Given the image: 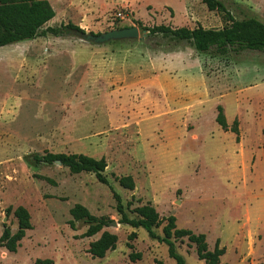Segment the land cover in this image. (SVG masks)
<instances>
[{
  "label": "rangeland",
  "instance_id": "1",
  "mask_svg": "<svg viewBox=\"0 0 264 264\" xmlns=\"http://www.w3.org/2000/svg\"><path fill=\"white\" fill-rule=\"evenodd\" d=\"M48 1L55 17L45 27L98 35L135 26L146 37L95 45L71 32L0 48V236L17 229L9 207H25L33 227L15 253L0 249V264H175L165 244L119 224L113 193L130 210L150 203L160 218L173 215L210 251L219 241V264H264V53H198L142 31L229 25L201 0ZM220 1L235 19L264 23V0ZM217 106L229 129L238 122L239 142L215 122ZM45 153L104 158L108 184L33 161ZM123 176L134 190L120 186ZM76 204L116 223L103 230L118 238L103 259L87 253L101 233L82 239L86 225L69 226ZM176 249L186 264H204L186 238Z\"/></svg>",
  "mask_w": 264,
  "mask_h": 264
},
{
  "label": "trees",
  "instance_id": "2",
  "mask_svg": "<svg viewBox=\"0 0 264 264\" xmlns=\"http://www.w3.org/2000/svg\"><path fill=\"white\" fill-rule=\"evenodd\" d=\"M209 11L223 13L229 25L222 29H205L197 26L193 29L181 27L173 28L167 25H159L152 28L143 27V32H148L149 36H161L171 43H187L198 53H208L214 51L224 55L228 51H256L264 53V23L256 18L243 20L235 19L226 9L220 0H201ZM55 17V11L48 0H0V48L32 41L38 37L51 35L54 37H65L71 32H83L78 26L71 23L63 24L59 27H45ZM215 122L223 131H230L236 135L239 142L238 122L235 120L229 129L223 108L217 106ZM33 161L37 164H53L60 161L70 174L91 173L94 174L98 182L107 185L108 180L104 175L107 163L104 158L95 159L84 154H64L45 153L35 155ZM118 182L123 189L134 190L135 183L131 176L119 177ZM116 201V211L119 215V224L130 226L133 229H144L151 240L167 246L169 258L175 264H186L182 255L177 252L176 242L184 238L195 247L198 260L204 264H219L220 258L225 254V248L219 247V241L215 243L214 249L210 251L204 234H195L191 230L177 229L176 218L173 215L166 219L160 218L157 210L147 203L130 210L131 203L123 206L120 196L113 193ZM12 212L17 221V229L13 232L9 227H5L0 236V249L15 253L25 238L26 233L32 230L31 216L23 206L15 209L8 208L6 213ZM133 214V217L129 216ZM69 214L71 220L69 226L76 230L75 223L81 221L86 225L85 232L80 238H91L101 233L100 237L89 244L87 253L91 258L103 259L106 254L116 249L118 238L115 234L103 231L111 221L106 216L97 217L92 215L83 205H74ZM162 235H158V229L163 223ZM137 237L135 232L128 235V240L133 241ZM129 249H133L131 243H127ZM131 260L140 258V254L129 255ZM34 264H54L51 259H36Z\"/></svg>",
  "mask_w": 264,
  "mask_h": 264
},
{
  "label": "water",
  "instance_id": "3",
  "mask_svg": "<svg viewBox=\"0 0 264 264\" xmlns=\"http://www.w3.org/2000/svg\"><path fill=\"white\" fill-rule=\"evenodd\" d=\"M74 34L82 41L90 42L95 45H103L109 42L123 41V40L138 39L139 41H143L146 37L145 33H143L142 36L140 37L139 29L135 26L117 29V30H111L98 35L87 34L84 32H75ZM54 163L60 166L62 165L60 161H55ZM111 224L116 226L115 222H111Z\"/></svg>",
  "mask_w": 264,
  "mask_h": 264
},
{
  "label": "crops",
  "instance_id": "4",
  "mask_svg": "<svg viewBox=\"0 0 264 264\" xmlns=\"http://www.w3.org/2000/svg\"><path fill=\"white\" fill-rule=\"evenodd\" d=\"M93 242V241H92Z\"/></svg>",
  "mask_w": 264,
  "mask_h": 264
}]
</instances>
